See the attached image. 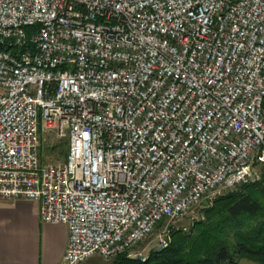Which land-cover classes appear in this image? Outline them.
Returning <instances> with one entry per match:
<instances>
[{
  "label": "built area",
  "instance_id": "obj_1",
  "mask_svg": "<svg viewBox=\"0 0 264 264\" xmlns=\"http://www.w3.org/2000/svg\"><path fill=\"white\" fill-rule=\"evenodd\" d=\"M0 32V199L69 227L60 264L131 256L264 174V0H0Z\"/></svg>",
  "mask_w": 264,
  "mask_h": 264
},
{
  "label": "trees",
  "instance_id": "obj_2",
  "mask_svg": "<svg viewBox=\"0 0 264 264\" xmlns=\"http://www.w3.org/2000/svg\"><path fill=\"white\" fill-rule=\"evenodd\" d=\"M201 211L189 230L172 229L162 251L152 249L145 260L123 253L112 264H239L245 259L264 264V174Z\"/></svg>",
  "mask_w": 264,
  "mask_h": 264
},
{
  "label": "crops",
  "instance_id": "obj_3",
  "mask_svg": "<svg viewBox=\"0 0 264 264\" xmlns=\"http://www.w3.org/2000/svg\"><path fill=\"white\" fill-rule=\"evenodd\" d=\"M69 240L66 224L41 220L39 201L0 199V264H60Z\"/></svg>",
  "mask_w": 264,
  "mask_h": 264
},
{
  "label": "rangeland",
  "instance_id": "obj_4",
  "mask_svg": "<svg viewBox=\"0 0 264 264\" xmlns=\"http://www.w3.org/2000/svg\"><path fill=\"white\" fill-rule=\"evenodd\" d=\"M68 152V139L63 138L58 140L56 136L53 133L50 132H42L41 134V147H40V156L42 164L46 163H61L66 160ZM235 190V189H233ZM233 190H228L225 193L218 194L213 199L209 200V203H212L216 198L221 197L225 194H228L229 192ZM204 205L197 206L191 211H189L187 214L184 215L179 220H172V221H166L161 223L156 232L149 237L147 240H145L143 243H141L139 246L133 249V253H141L145 256L150 253L152 249H155L160 242V238L166 237V235L171 236V231L173 228L178 229L182 228L185 230H189L190 226L193 224L195 220H199L202 218V208ZM114 258L106 259L100 256H94L90 258L89 260L85 261L82 264H112Z\"/></svg>",
  "mask_w": 264,
  "mask_h": 264
},
{
  "label": "bare ground",
  "instance_id": "obj_5",
  "mask_svg": "<svg viewBox=\"0 0 264 264\" xmlns=\"http://www.w3.org/2000/svg\"><path fill=\"white\" fill-rule=\"evenodd\" d=\"M23 28H31L30 20H23ZM0 53H4V56H12V51H14V43H8L5 41V33L0 32ZM147 257H144V260Z\"/></svg>",
  "mask_w": 264,
  "mask_h": 264
},
{
  "label": "water",
  "instance_id": "obj_6",
  "mask_svg": "<svg viewBox=\"0 0 264 264\" xmlns=\"http://www.w3.org/2000/svg\"><path fill=\"white\" fill-rule=\"evenodd\" d=\"M205 206L208 205V201H205ZM164 248L160 247L157 249L158 252L162 251ZM130 257L132 258H135V259H138V260H144V254H141V253H137V254H133L131 255Z\"/></svg>",
  "mask_w": 264,
  "mask_h": 264
}]
</instances>
